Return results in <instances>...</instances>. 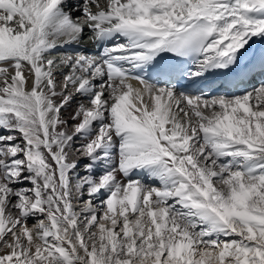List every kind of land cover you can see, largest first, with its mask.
<instances>
[{
    "label": "snow or ice",
    "instance_id": "obj_1",
    "mask_svg": "<svg viewBox=\"0 0 264 264\" xmlns=\"http://www.w3.org/2000/svg\"><path fill=\"white\" fill-rule=\"evenodd\" d=\"M0 264H264V0H0Z\"/></svg>",
    "mask_w": 264,
    "mask_h": 264
}]
</instances>
